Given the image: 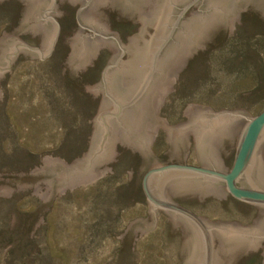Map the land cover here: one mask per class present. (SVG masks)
Segmentation results:
<instances>
[{
  "label": "rangeland",
  "instance_id": "obj_1",
  "mask_svg": "<svg viewBox=\"0 0 264 264\" xmlns=\"http://www.w3.org/2000/svg\"><path fill=\"white\" fill-rule=\"evenodd\" d=\"M80 5L58 0L53 16L60 32L52 53L44 60L32 61L19 54L10 72L0 79V264H181L187 232L182 223L156 209V227L150 204L142 191L139 172L142 157L122 144H116L115 157L106 168L112 174L94 184L74 188L52 201L45 214H32L42 201L31 194L34 168L43 167L45 157L61 159L71 165L89 150L92 120L98 113L102 95L94 97L85 85L100 83L112 52L102 49L93 67L69 76L70 40L78 31L76 18ZM27 3L2 0L0 37L20 25ZM109 31L117 33L123 45L138 34L140 23L123 16L121 10H98ZM232 36L226 31L214 35L215 44L198 50L178 74L174 92L164 98L158 117L168 126L188 120L185 108L192 104L213 112L243 110L254 117L264 110V19L256 10L241 13ZM27 45L42 49L43 34L20 35ZM1 54V50H0ZM189 154L185 164L199 166L194 137L189 135ZM237 142L229 155H221L230 169ZM169 150L166 133L159 128L152 143L153 155L165 163ZM209 222H237L251 225L259 216L256 206L233 199L211 197L199 202L197 196L175 198ZM262 248L243 256L237 264H262Z\"/></svg>",
  "mask_w": 264,
  "mask_h": 264
},
{
  "label": "water",
  "instance_id": "obj_2",
  "mask_svg": "<svg viewBox=\"0 0 264 264\" xmlns=\"http://www.w3.org/2000/svg\"><path fill=\"white\" fill-rule=\"evenodd\" d=\"M0 0V4H1ZM27 3L20 25L0 37V79L10 72L19 54L32 61H44L53 51L60 26L53 16L58 0H23ZM76 6L78 31L73 34L68 55L69 76L75 81L79 72L93 67L99 51L112 52L100 83L86 91L102 95L98 113L92 120L93 132L88 152L67 165L61 159L45 157L43 167L34 168L32 196L42 205L32 214H45L52 201L74 188L94 184L109 174L107 164L116 162L120 143L142 157V191L150 204L156 227V209L162 210L187 232L181 264H237L250 252L263 249L264 258V110L251 117L243 110L213 112L211 108L188 105L183 111L186 123L168 126L158 117L164 98L174 92L178 74L198 50L215 44L214 35L226 31L232 36L234 24L240 25L242 12L256 10L264 19V0H69ZM100 8L121 10L133 24L140 23L138 34L127 38L125 46L118 34L109 31ZM42 33V49L23 43L18 36ZM166 133L169 150L165 163L157 159L151 146L158 129ZM189 135L194 137L199 166L185 164L189 154ZM237 142L230 169L221 155L225 146ZM233 199L256 206L258 218L242 227L237 222H209L175 198L197 196L226 201ZM264 264V260L262 261Z\"/></svg>",
  "mask_w": 264,
  "mask_h": 264
},
{
  "label": "bare ground",
  "instance_id": "obj_3",
  "mask_svg": "<svg viewBox=\"0 0 264 264\" xmlns=\"http://www.w3.org/2000/svg\"><path fill=\"white\" fill-rule=\"evenodd\" d=\"M156 136V135H155Z\"/></svg>",
  "mask_w": 264,
  "mask_h": 264
}]
</instances>
